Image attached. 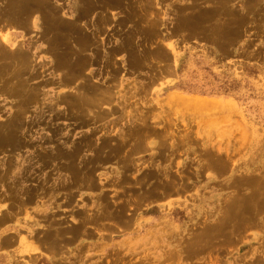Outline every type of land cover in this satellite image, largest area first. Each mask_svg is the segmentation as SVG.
<instances>
[{
  "label": "rangeland",
  "instance_id": "rangeland-1",
  "mask_svg": "<svg viewBox=\"0 0 264 264\" xmlns=\"http://www.w3.org/2000/svg\"><path fill=\"white\" fill-rule=\"evenodd\" d=\"M64 1L0 0L10 264H243L264 222V0H74L96 7L78 31Z\"/></svg>",
  "mask_w": 264,
  "mask_h": 264
},
{
  "label": "crops",
  "instance_id": "crops-1",
  "mask_svg": "<svg viewBox=\"0 0 264 264\" xmlns=\"http://www.w3.org/2000/svg\"><path fill=\"white\" fill-rule=\"evenodd\" d=\"M63 4L64 5L62 6L60 14H62L65 8L68 9L71 13V17L68 14L66 15H68L71 20H67L66 22L72 23V26L76 28L77 31L81 28L79 22L87 18L91 19L96 10L95 5L92 4V9L89 11L85 10L86 13H84V11L78 6V3L74 0H65ZM60 19H63L62 15L60 16ZM41 50L39 52H41ZM85 55H88V57L90 56L87 61V67L89 68L95 65L96 60L93 61L90 51L85 52ZM55 66L57 67V64ZM9 219L10 215L8 213L0 218V264H10V259H13L15 256L14 249L10 250V240H20L10 234ZM246 234L248 240H245L241 244L248 247L242 255L244 257L240 259V262L242 261L243 264H264V222H254L253 224H248L246 227Z\"/></svg>",
  "mask_w": 264,
  "mask_h": 264
},
{
  "label": "bare ground",
  "instance_id": "bare-ground-1",
  "mask_svg": "<svg viewBox=\"0 0 264 264\" xmlns=\"http://www.w3.org/2000/svg\"><path fill=\"white\" fill-rule=\"evenodd\" d=\"M29 1H30V0H29ZM45 1H46V0H45ZM35 4H36V3H35ZM113 4H114V3H113ZM28 5H29V4H28ZM118 5H119V4H118ZM104 7H105V6H104ZM36 8H37V7H36ZM42 8H43V7H42ZM37 9H38V8H37ZM43 9H44V8H43ZM105 9H106V8H105ZM22 23L26 24L25 21H23ZM70 26H71V25H70ZM259 190H260V189H259ZM253 197H254V195H253ZM256 198H257V197H256ZM262 198H263V197H262ZM262 198H261V199H262ZM243 199H244V198H243ZM263 199H264V198H263ZM263 199H262V200H263ZM254 200H255V199H254ZM241 201H242V200H241ZM256 201H257V200H256ZM242 203H243V201H242ZM262 204H263V203H262ZM244 205H245V204H244ZM263 205H264V204H263ZM253 207H254V204H253ZM263 207H264V206H263ZM242 208H244V207H242ZM247 208H250V207L248 206ZM240 209H241V208H240ZM256 209H257V208H256ZM236 210H237V209H236ZM249 210H251V209H249ZM259 210H260V209H259ZM234 211H235V209H234ZM253 211H254V210H253ZM260 211H261V210H260ZM240 212H242V211H240ZM240 212H239V213H240ZM251 212H252V211H251ZM251 212H250V214L253 215ZM254 213H255V212H254ZM261 213H262V212H261ZM240 214H241V213H240ZM240 214H239V215H240ZM242 214H243V213H242ZM244 214H245V218H244V216H243V218H242V215H241V218H242L243 220L246 219V216H247L246 213H244ZM250 214H249V215H250ZM255 215H256V214H255ZM247 217H248V216H247ZM250 218H251V217H250ZM251 219H252V218H251ZM237 220H238V218H237ZM240 220H241V219H240ZM240 220H239V222H242V221H240ZM246 220H247V219H246ZM246 220H245V221H246ZM248 220H249V218H248ZM255 220H256V219H255ZM249 221H250V220H249ZM249 221H248V222H249ZM256 222H257V221H256ZM242 223H245V222H242ZM242 223H241V226H242ZM249 223H250V222H249ZM239 224H240V223H239ZM251 224H253V223H251ZM244 225L247 226L246 224H244ZM241 226H239V227H241ZM237 227H238V226H237Z\"/></svg>",
  "mask_w": 264,
  "mask_h": 264
}]
</instances>
